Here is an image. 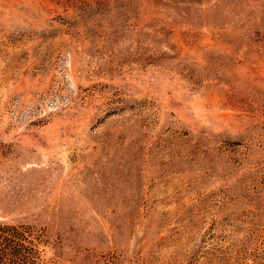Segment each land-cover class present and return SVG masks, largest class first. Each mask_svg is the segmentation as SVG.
Instances as JSON below:
<instances>
[{
    "label": "rangeland",
    "instance_id": "rangeland-1",
    "mask_svg": "<svg viewBox=\"0 0 264 264\" xmlns=\"http://www.w3.org/2000/svg\"><path fill=\"white\" fill-rule=\"evenodd\" d=\"M0 264H264V0H0Z\"/></svg>",
    "mask_w": 264,
    "mask_h": 264
}]
</instances>
